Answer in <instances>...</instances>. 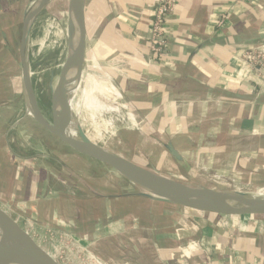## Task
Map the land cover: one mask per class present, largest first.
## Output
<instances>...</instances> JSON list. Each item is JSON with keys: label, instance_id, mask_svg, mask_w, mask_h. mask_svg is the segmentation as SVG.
I'll return each instance as SVG.
<instances>
[{"label": "rangeland", "instance_id": "374dc122", "mask_svg": "<svg viewBox=\"0 0 264 264\" xmlns=\"http://www.w3.org/2000/svg\"><path fill=\"white\" fill-rule=\"evenodd\" d=\"M159 1L161 0H154L149 8L148 35H140L136 25L132 24L128 27V33L124 32V40L131 45L129 49L134 46V43L145 46L148 48V60L151 63L167 67L170 65L171 57L168 55L172 47L169 21L175 9L172 7L173 3L177 0H170V9L165 8V12L161 7L158 10ZM31 7L33 5L27 0H0V38L2 39V31L7 33L14 56L11 62L8 58L10 49L0 39V93L4 95L7 92L9 96L0 101V139H2L0 141L2 148H0L5 149L11 157L8 160L10 163L14 160L15 164L16 160L19 163L22 158L20 163L29 164L26 166L24 164L22 169L19 168L21 180L25 171L31 173L34 178V180H27L28 183H24L20 193L15 197L3 199L0 195V204L14 212L22 223L34 229L38 242L64 264H217L209 248L201 244L199 228L188 217L162 208H150L148 204L143 205L144 200L136 208L149 216L153 222L151 227L154 229L141 226L139 222L127 218L130 206L140 201V197L136 196L143 191L124 193V196L110 194L112 197L109 195V198H101L77 184L74 187L68 185L80 177L59 164L51 144L47 143L33 127L22 106L16 44L24 14ZM65 37L68 44V20L61 10L49 11L47 7L34 22L29 36L28 62L32 81L40 107L50 120L52 99L50 87L54 88L58 82L61 68L66 60ZM255 57L253 62H249L244 55H240L233 75H236V81L246 84V87L259 89L261 87L257 84L264 85V78L254 73L255 70L250 65L255 66L257 60L264 58V54H255ZM96 62L97 65L92 70H88L89 76L83 77L80 84L84 93L98 96V100L104 107L103 111L97 113L94 123L85 122V129L91 143L104 147L140 167L150 169L154 166L157 171L166 175L192 176L195 181L213 183L226 190L252 196L264 193V177L260 175L262 171L251 165V167L249 165L214 167L211 156L202 155V158L195 162L194 172L189 166L183 169L185 175L181 174V170L175 165L168 152L155 143V139L148 134L151 130H158L160 134L162 131L163 136L171 138L173 135L168 133L171 128L175 137L181 140L185 132L184 123H181L180 117H176L175 120L166 119L164 106L182 111L185 106L195 103L181 100L177 91L172 95L171 101L167 100L161 104L156 95L152 98L153 103L148 104L145 100L147 98H143L147 91L141 88L149 83V76H151L149 73L146 75L130 73L121 57L109 60L99 59ZM258 68L256 65L255 69ZM156 78L158 80V77ZM128 81H137L138 84L134 85ZM124 85L131 90L132 98L135 96L141 105L138 114L134 112L133 107L124 102L129 101L125 95L120 99L116 95L115 90L120 92L118 87ZM80 98V96L73 98V111L71 108H61L63 111L68 110L77 123H80L84 117L79 105ZM122 104L125 108H122ZM105 108L108 109L105 110ZM129 112L135 116L133 123L126 118ZM65 122L68 123L71 133L75 134L71 130V122ZM4 137L8 139L9 147H6ZM207 141L210 146L214 143L213 140L207 139ZM190 142L194 148L199 147L195 143L196 140L194 142L190 140ZM72 150L76 157L92 171L100 175L109 173L113 180H121L120 175L109 172L112 168L108 165L73 148ZM8 166V171L15 172L13 169L15 165ZM2 179L0 182L5 184ZM83 182L91 184L84 179ZM2 184H0V190L3 191ZM91 185L94 186V184ZM146 199L149 202L154 201L150 198ZM121 201L129 206L122 210L123 205L118 203ZM175 206L178 209L190 210L182 205ZM104 207H106L105 210ZM244 217L246 216H235L242 219ZM177 220L182 223H178ZM182 225L183 229L180 228ZM223 257L224 253H222ZM229 257L228 264H238L235 258L231 255ZM250 262V264H260L261 260L260 257L253 255Z\"/></svg>", "mask_w": 264, "mask_h": 264}, {"label": "crops", "instance_id": "0c3cea01", "mask_svg": "<svg viewBox=\"0 0 264 264\" xmlns=\"http://www.w3.org/2000/svg\"><path fill=\"white\" fill-rule=\"evenodd\" d=\"M153 1L85 0V53H90L96 60L121 57L130 73H149V83L141 88L147 91L143 98H147L145 100L148 104L153 103L152 98L156 95L161 104L167 100L171 101L172 95L177 91L181 100L195 103L185 106L182 111L164 106L166 119L175 120L180 117L181 123H184L185 132L181 140L175 137L171 128L168 133L173 135V139L163 136L162 131L160 134L158 130H151L148 134L160 146L171 143L179 152L183 164L172 160L181 170V174H184L183 169L189 166L194 172L196 160L205 155L211 156L214 167L255 166L257 170L262 171L260 175L264 177V90L246 87V84L236 81V75H233L241 51L253 49L252 46L264 38V0H177L169 21L172 47L168 55L171 57L170 65L167 67L151 63L148 60V48L145 46L133 42L134 46L129 49L131 45L124 40V32L128 33V27L132 24L136 25L140 35H148L149 8ZM4 33L8 39L7 33ZM1 40L5 43L3 38ZM10 45L12 50L8 51V58L13 62V47ZM131 83L138 84L137 81ZM125 85L128 87L127 83ZM125 85L118 87L121 96L123 98L125 95L129 99L124 102L132 105L134 112L138 114L141 105L135 96L132 98L131 90L125 88ZM20 94L22 98L21 83ZM6 98H9L8 93L2 95L1 92L0 101ZM21 100L24 108L23 98ZM207 139L213 140L214 143L210 146ZM3 140L6 147H9L8 139L4 137ZM190 140H196L195 143L199 147L194 148ZM1 148L0 180L4 176L2 180L5 184L0 182L4 186L0 195L3 199L13 198L20 193L24 183L34 178L31 173L25 171L21 180L19 168L29 164L20 163L22 158L19 160L21 165L17 160L16 164L15 160L10 163L8 160L11 157ZM24 160L28 161L25 158ZM59 164L62 165L60 162ZM8 165H15V172L8 171ZM182 177L194 180L192 176ZM76 184L101 198H109L110 194L124 196V193H129L111 192L109 189L93 186L92 183L89 185L83 182L81 177L68 185L74 187ZM144 200L143 205L148 204L150 208H162L192 220L199 228L201 244L209 248L217 264H228L229 255L235 258L238 264H250L253 255L260 257V264H264V219L257 216L247 219L235 216L226 218L222 215L197 213L159 201L149 202L145 197H140L138 203L130 206L127 218L149 229L152 228L153 222L145 212L136 208ZM118 203L123 205L122 210L129 206L122 201ZM183 227L182 225L180 228Z\"/></svg>", "mask_w": 264, "mask_h": 264}, {"label": "water", "instance_id": "95a60500", "mask_svg": "<svg viewBox=\"0 0 264 264\" xmlns=\"http://www.w3.org/2000/svg\"><path fill=\"white\" fill-rule=\"evenodd\" d=\"M33 7L29 8L22 19L18 41L16 44V62L21 83V93L24 110L33 127L41 136L51 144V148L63 167L69 169L79 177L90 183L111 191L129 192L146 191L160 195L175 202L200 200L206 202V210L214 213L249 214L264 219V198H256L246 193L229 191L213 183L198 182L187 177H175L160 173L154 167L147 169L130 162L127 159L111 153H102L101 160L106 165L113 166L109 172L118 174L120 181L113 180L110 174L103 175L92 171L83 164L72 150V139L64 132H57L50 117L45 115L38 102L30 66L28 62V43L31 28L40 14L46 9L49 0H27ZM79 0L75 5L79 8ZM82 27V25H81ZM1 36L5 44L12 50L6 34ZM67 44V38L65 37ZM264 47V38L256 42L252 48ZM78 50L75 48L71 55L66 57L63 74H66L78 62ZM65 94L60 99L64 103ZM68 123L63 121L65 130ZM80 138H84L81 134ZM164 149L178 164H183L179 152L171 143L163 145ZM34 229L22 223L4 205L0 204V260L16 264H64L57 260L46 247L42 246L36 238ZM56 251V249H54Z\"/></svg>", "mask_w": 264, "mask_h": 264}, {"label": "bare ground", "instance_id": "6f19581e", "mask_svg": "<svg viewBox=\"0 0 264 264\" xmlns=\"http://www.w3.org/2000/svg\"><path fill=\"white\" fill-rule=\"evenodd\" d=\"M76 1L77 0H49V3L47 5V10L54 11L55 9H59L62 11L63 16L66 17V20H68L69 41L67 44V55H66V57L71 55L75 48L79 49L78 50V62L76 63V65L73 68H71L66 74H63L62 70L64 69V64H65V62H64L63 66L61 68V72H60L58 82L56 83L54 88L51 87V89H50L51 98H52L51 99V121H50V124H52V126L54 127V129L57 132H59V133L64 132L65 136L72 139V148L73 149L95 159L96 161L104 163L101 160L102 158H100V156H102V153H111V154H114V153L110 152L109 150H107L104 147H100L96 144L91 143L90 138L88 137L86 129H85V125H86L85 122L87 121L90 123H94L97 113L103 111L102 109H104V107L100 103V101L98 100V98H97L98 96H95L93 94L84 93L81 89L80 84H81V81H83L82 78L85 76L86 77L89 76L90 73L88 72V70L89 69L92 70L95 67V65H97V62H96L95 58L93 57V55H91L89 53L88 54L85 53V51H86V30H85V18H84L85 0H79L78 1L80 3L79 4L80 6L78 9L75 5ZM81 25H82V27H81ZM89 63L91 65H88ZM115 92H116V95L118 96L119 99L122 98L121 93L119 91L115 90ZM64 94H65L64 103L62 105H60L59 104L60 99H61L62 95H64ZM77 96L81 97L79 105L82 109V113L84 116L81 119L80 123H77L76 121H74V119L72 118V116L68 112V110L65 109V111H63L61 109L62 107H65V108H71V110L73 111L72 100L74 97H77ZM122 108H125L124 104H122ZM126 108H127V106H126ZM107 109L105 108V110H107ZM72 114H73V112H72ZM99 116H100V114H99ZM104 117H106V116H104ZM126 118L128 119V121H130L132 123L135 121V116L131 112H129L127 114ZM63 121L64 122L69 121V123L71 122V127H72L71 130H73L75 132V134L71 133V131L68 127L65 130L62 128ZM81 134L84 135V138H82V140L80 138ZM111 146H112V144H111ZM108 166L111 168L113 167L111 165H108ZM263 195H264V193L254 194V197H256V196L259 197V196H263ZM139 196L145 197V198H150L154 201H159V202H163V203H167V204L182 205L183 207H185L187 209L197 211V212H201V213L222 215V216H225L226 218H230L231 216H246L243 218V219H245V218H248L247 216H253V215H249V214H228V213L226 214V213H214L212 211H207L206 210L207 209L206 208V206H207L206 202L200 201V200H193V201L186 200V201L178 203V202L169 200L166 197L156 195V194H152V193H149L146 191H143V193L139 194ZM154 197H157V198H154ZM0 264H16V263L0 260Z\"/></svg>", "mask_w": 264, "mask_h": 264}, {"label": "built area", "instance_id": "2783aa9c", "mask_svg": "<svg viewBox=\"0 0 264 264\" xmlns=\"http://www.w3.org/2000/svg\"><path fill=\"white\" fill-rule=\"evenodd\" d=\"M243 1H245V0H243ZM174 4H175V2L173 3L172 7H174ZM158 6H159L158 10L161 7V8H164L163 12H165V10H166L165 8L170 9V0L159 1ZM160 14H161V12H160ZM255 54H258V55L264 54V47H258V48H253L250 50H242L241 51V55L242 56L244 55V58L247 59V61H249V62H253L255 60V58H256ZM256 65L259 67L257 70L255 69ZM255 66L250 65V67L255 70L254 73H258V75H260L261 77L264 78V58L260 59V61L257 60L255 63ZM257 85L259 87H261L260 88L261 90L262 89L264 90V85H261V84H257Z\"/></svg>", "mask_w": 264, "mask_h": 264}]
</instances>
